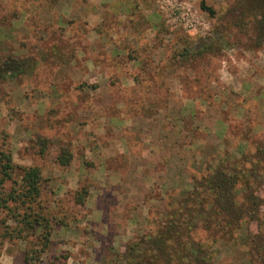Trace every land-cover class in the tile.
Wrapping results in <instances>:
<instances>
[{
	"label": "rangeland",
	"instance_id": "obj_1",
	"mask_svg": "<svg viewBox=\"0 0 264 264\" xmlns=\"http://www.w3.org/2000/svg\"><path fill=\"white\" fill-rule=\"evenodd\" d=\"M204 1L214 16L202 0H0V57L26 61L0 73V151L41 168L52 233L45 251L39 230L5 238L3 213L0 264H126L128 244L239 157L264 199V42L243 16L260 0ZM200 41L213 50L187 54ZM259 217L239 234L200 229L218 239L211 263L264 264V202Z\"/></svg>",
	"mask_w": 264,
	"mask_h": 264
},
{
	"label": "trees",
	"instance_id": "obj_2",
	"mask_svg": "<svg viewBox=\"0 0 264 264\" xmlns=\"http://www.w3.org/2000/svg\"><path fill=\"white\" fill-rule=\"evenodd\" d=\"M201 7L214 16L216 11L208 6L204 0ZM249 14L254 15L253 26L256 37L264 42V0L257 1L249 8ZM16 15H14L15 17ZM247 20L242 25H247ZM219 38H213L218 42ZM214 44L200 41L194 47L186 48L187 54H203L213 50ZM0 73L11 70L22 71L26 61H15L11 56L0 57ZM14 60V61H13ZM251 131L248 128V133ZM45 140L41 144L44 148ZM44 153L45 149H41ZM258 157L264 158V149L259 148ZM259 159V158H258ZM256 160V164L264 161ZM60 166L70 164V155L61 152L56 159ZM244 159L239 157L234 162H223L215 167V171L206 175L200 181H195L193 191L187 192V197L177 204V208L166 215L165 220L159 225L154 234H145L139 240L126 246L120 255L126 264H212L215 253V243L218 239L205 242L197 238L200 229L210 233L239 234L242 226L251 220L259 221V212L264 199L255 192L249 191V178L253 168L243 169ZM226 163V164H225ZM234 164V166H231ZM18 173V178L14 176ZM44 181L42 170L35 165H19L14 163L12 154L0 151V216L3 217L5 238H20L25 232L39 230V238L43 242L42 250H46L51 243V222L44 214L43 205L40 202L42 196L41 185ZM11 182L10 190L5 192L4 186ZM237 185L243 187L244 193L238 195ZM246 191V192H245ZM84 188L78 191L74 203L85 204ZM12 219L15 226L7 225L5 218ZM54 224L66 226L62 219L56 216L51 218ZM208 241V240H207Z\"/></svg>",
	"mask_w": 264,
	"mask_h": 264
},
{
	"label": "crops",
	"instance_id": "obj_3",
	"mask_svg": "<svg viewBox=\"0 0 264 264\" xmlns=\"http://www.w3.org/2000/svg\"><path fill=\"white\" fill-rule=\"evenodd\" d=\"M50 1H51V3H55V2H57L58 0H50ZM54 10H55V9H54ZM54 10H53V11H54ZM22 13L26 14V17L30 15V12H28V11L21 12V14H22ZM18 18H19V15H18ZM25 97H26V96H25ZM34 110H35V112H38V111L40 110V107H38V104L35 106V109H34ZM42 110H43V109H42ZM42 110H41V111H42ZM43 112H44V110H43ZM23 144H24V143L22 142L21 145H23Z\"/></svg>",
	"mask_w": 264,
	"mask_h": 264
}]
</instances>
